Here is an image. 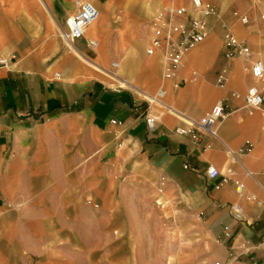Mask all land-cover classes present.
I'll use <instances>...</instances> for the list:
<instances>
[{"label":"crops","instance_id":"0c3cea01","mask_svg":"<svg viewBox=\"0 0 264 264\" xmlns=\"http://www.w3.org/2000/svg\"><path fill=\"white\" fill-rule=\"evenodd\" d=\"M81 1L100 17L68 46ZM203 1L207 36L165 78L150 25L190 0H0V264H264V105L246 107L258 84L226 39L264 61V0ZM162 88L176 111L140 93ZM218 103L219 138L177 132Z\"/></svg>","mask_w":264,"mask_h":264},{"label":"built area","instance_id":"2783aa9c","mask_svg":"<svg viewBox=\"0 0 264 264\" xmlns=\"http://www.w3.org/2000/svg\"><path fill=\"white\" fill-rule=\"evenodd\" d=\"M215 13L214 7L205 3L203 0H190L189 5L169 6L163 8L153 19L151 27L150 46L147 49L149 55L156 52H162L164 56V77L171 78L181 67L186 53L197 47L207 36V18ZM100 17V11L91 2H78L77 10L68 15L65 19V25L61 28L60 35L64 42L70 46L74 41L85 36L89 26L96 22ZM243 23H248L246 17H242ZM226 39L229 44V57H244L251 61L250 70L252 76L258 85H252L248 88L244 97L245 105L250 110H262L264 105V61L253 58V51L241 39L233 34H227ZM89 47H96L97 42L88 39ZM9 59L0 57V66H8ZM113 67L117 68L119 64L114 62ZM226 81L225 73L218 77V84L224 85ZM144 95L149 104H157L169 111H176L169 107L165 102L167 92L165 89H159L155 94H149L144 91ZM183 114V113H181ZM228 116L223 105L218 103L206 115L193 119L187 118L188 129L179 127L177 132L183 135H190L197 139L198 133H206L212 138H219L217 126ZM147 126L150 130L155 128V118L146 116ZM116 124V120H112ZM235 172L229 169L226 175H223V181L229 180V176ZM220 171L215 167L208 169V177L215 179L220 176ZM237 190L241 191L242 184L237 182ZM235 220H243V212L239 205H231ZM212 264H220L214 262Z\"/></svg>","mask_w":264,"mask_h":264},{"label":"bare ground","instance_id":"6f19581e","mask_svg":"<svg viewBox=\"0 0 264 264\" xmlns=\"http://www.w3.org/2000/svg\"><path fill=\"white\" fill-rule=\"evenodd\" d=\"M94 23H96V22H94ZM94 23H92V24H94ZM92 24H91V25H92ZM91 25H90V26H91ZM90 26H89V27H90ZM88 29H89V28H88ZM88 29H87V32H88ZM110 75H112V76H116L115 73H112V72L110 73ZM117 76H118V75H117ZM118 79L120 80L121 78L118 76Z\"/></svg>","mask_w":264,"mask_h":264},{"label":"rangeland","instance_id":"374dc122","mask_svg":"<svg viewBox=\"0 0 264 264\" xmlns=\"http://www.w3.org/2000/svg\"><path fill=\"white\" fill-rule=\"evenodd\" d=\"M118 62V61H117ZM118 77V76H117ZM115 83H116V85H121L120 83H117L116 81H115ZM121 86H123V85H121ZM123 87H125V86H123ZM164 206H167V205H164ZM169 223H171L170 221H169Z\"/></svg>","mask_w":264,"mask_h":264}]
</instances>
